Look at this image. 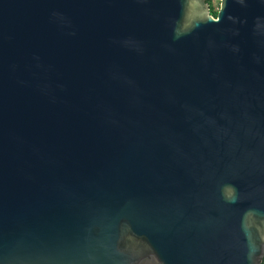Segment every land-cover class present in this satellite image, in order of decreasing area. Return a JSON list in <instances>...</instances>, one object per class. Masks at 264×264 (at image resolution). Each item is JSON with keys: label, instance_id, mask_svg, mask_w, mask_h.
<instances>
[{"label": "water", "instance_id": "obj_1", "mask_svg": "<svg viewBox=\"0 0 264 264\" xmlns=\"http://www.w3.org/2000/svg\"><path fill=\"white\" fill-rule=\"evenodd\" d=\"M0 0V264H261L264 0Z\"/></svg>", "mask_w": 264, "mask_h": 264}, {"label": "trees", "instance_id": "obj_2", "mask_svg": "<svg viewBox=\"0 0 264 264\" xmlns=\"http://www.w3.org/2000/svg\"><path fill=\"white\" fill-rule=\"evenodd\" d=\"M206 1L209 3V11H210V13H211L213 16H215L217 11H216V9L213 7V4H212L213 0H206ZM261 264H264V258H263V261H262Z\"/></svg>", "mask_w": 264, "mask_h": 264}, {"label": "rangeland", "instance_id": "obj_3", "mask_svg": "<svg viewBox=\"0 0 264 264\" xmlns=\"http://www.w3.org/2000/svg\"><path fill=\"white\" fill-rule=\"evenodd\" d=\"M218 3H219V0H214V2H213V7H214L215 9H217V7H218Z\"/></svg>", "mask_w": 264, "mask_h": 264}, {"label": "flooded vegetation", "instance_id": "obj_4", "mask_svg": "<svg viewBox=\"0 0 264 264\" xmlns=\"http://www.w3.org/2000/svg\"><path fill=\"white\" fill-rule=\"evenodd\" d=\"M213 2H214V0H213ZM213 2H212V4H213Z\"/></svg>", "mask_w": 264, "mask_h": 264}]
</instances>
